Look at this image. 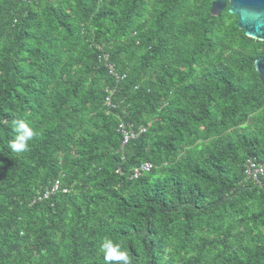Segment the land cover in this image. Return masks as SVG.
<instances>
[{"label": "trees", "instance_id": "obj_1", "mask_svg": "<svg viewBox=\"0 0 264 264\" xmlns=\"http://www.w3.org/2000/svg\"><path fill=\"white\" fill-rule=\"evenodd\" d=\"M214 1L0 0V264H264V41Z\"/></svg>", "mask_w": 264, "mask_h": 264}, {"label": "water", "instance_id": "obj_2", "mask_svg": "<svg viewBox=\"0 0 264 264\" xmlns=\"http://www.w3.org/2000/svg\"><path fill=\"white\" fill-rule=\"evenodd\" d=\"M227 6L230 13L237 15V24L247 36L264 41V0H215L211 13L219 16ZM255 68L264 77V56L255 60Z\"/></svg>", "mask_w": 264, "mask_h": 264}, {"label": "clouds", "instance_id": "obj_3", "mask_svg": "<svg viewBox=\"0 0 264 264\" xmlns=\"http://www.w3.org/2000/svg\"><path fill=\"white\" fill-rule=\"evenodd\" d=\"M107 58L108 56H106V59ZM110 66L109 73L112 74L110 72ZM114 76H116L119 80L118 74ZM12 127L15 135L11 140L7 142V147L12 153L20 154L28 152L30 150V141H32L37 135H39L38 130L35 129L30 124V122L24 119L16 120ZM43 194H41L40 198H44ZM99 252L103 254L104 264H132V258L129 252L124 249L123 245L119 241H114L111 237L105 236L102 239L99 246Z\"/></svg>", "mask_w": 264, "mask_h": 264}, {"label": "built area", "instance_id": "obj_4", "mask_svg": "<svg viewBox=\"0 0 264 264\" xmlns=\"http://www.w3.org/2000/svg\"><path fill=\"white\" fill-rule=\"evenodd\" d=\"M110 72L114 75L117 74L112 66H110ZM107 104H110V97H107ZM119 127L123 128L124 138H123L122 146H124L131 138L137 135V133H135L133 130L125 129L124 124H121ZM142 131H145V128H141L139 132ZM152 168L153 165L150 162H144L133 169L132 178L137 179L142 174L150 172ZM245 174L247 178H251L256 183L262 184L264 182V162L258 161L254 158H249L246 162ZM59 189H60V183L59 181H57L51 186L50 189L44 192L43 197L47 198L48 196L59 191Z\"/></svg>", "mask_w": 264, "mask_h": 264}]
</instances>
